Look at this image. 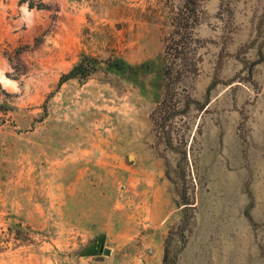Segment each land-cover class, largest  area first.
<instances>
[{"label":"rangeland","instance_id":"374dc122","mask_svg":"<svg viewBox=\"0 0 264 264\" xmlns=\"http://www.w3.org/2000/svg\"><path fill=\"white\" fill-rule=\"evenodd\" d=\"M44 2L0 0V264H264V0Z\"/></svg>","mask_w":264,"mask_h":264},{"label":"trees","instance_id":"16d2710c","mask_svg":"<svg viewBox=\"0 0 264 264\" xmlns=\"http://www.w3.org/2000/svg\"><path fill=\"white\" fill-rule=\"evenodd\" d=\"M22 4H27L29 9L33 10H50V6L44 2V0H21ZM101 66V62L92 56H83L79 63H77L69 73L64 75L59 83L62 86L64 83L71 80H87L94 73H96ZM110 67L117 69H124L127 63L123 60L116 61L115 63H109ZM1 92H4L0 89ZM163 264H174V259L170 257V251L167 249L164 256Z\"/></svg>","mask_w":264,"mask_h":264},{"label":"water","instance_id":"95a60500","mask_svg":"<svg viewBox=\"0 0 264 264\" xmlns=\"http://www.w3.org/2000/svg\"><path fill=\"white\" fill-rule=\"evenodd\" d=\"M103 250V249H102ZM104 254L105 255H110L111 254V251L109 250V249H106L105 251H104Z\"/></svg>","mask_w":264,"mask_h":264},{"label":"bare ground","instance_id":"6f19581e","mask_svg":"<svg viewBox=\"0 0 264 264\" xmlns=\"http://www.w3.org/2000/svg\"><path fill=\"white\" fill-rule=\"evenodd\" d=\"M1 77V76H0Z\"/></svg>","mask_w":264,"mask_h":264}]
</instances>
